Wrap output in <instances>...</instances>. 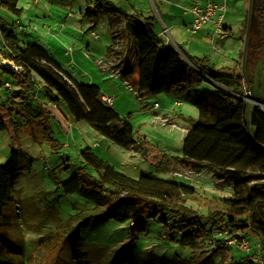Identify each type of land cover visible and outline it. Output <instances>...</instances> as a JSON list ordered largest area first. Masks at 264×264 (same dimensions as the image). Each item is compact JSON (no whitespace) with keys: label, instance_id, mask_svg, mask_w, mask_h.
<instances>
[{"label":"rangeland","instance_id":"rangeland-1","mask_svg":"<svg viewBox=\"0 0 264 264\" xmlns=\"http://www.w3.org/2000/svg\"><path fill=\"white\" fill-rule=\"evenodd\" d=\"M109 1L127 13L141 14L137 9L142 7L143 15L138 14L141 19L154 15L159 22L149 0ZM225 2L233 29L231 34L220 36L219 46L223 52L235 46L232 57L238 60L243 50V1ZM18 5L23 8L20 15L0 6V23L16 32L19 46L29 41L46 43L51 57L58 60L62 70L75 82L93 84L112 97L115 100L112 107L132 124L136 146L124 148L116 144L87 121L76 120L63 103L58 106L43 100V119L41 114L33 124L20 120L19 126H13L10 116H6V128L0 130V162L5 163L15 150L23 151L31 159V165L24 164L12 180L11 199L6 209L8 224L3 234L16 254V264L213 263L211 253L193 258L189 247L172 242L170 237L180 236L169 212L160 210L156 217L146 218L145 231L132 236L126 223L102 214L85 216L83 210L92 204L77 194L65 193L61 187V182L79 175L83 184L111 192L112 185L97 186L96 179L99 170L112 167L134 178L153 174L194 187L197 198L188 203L198 211L204 210V201L231 196L230 182L219 179L211 169L203 167L199 171L184 163L174 166L182 154V142L190 120L198 117V109L191 101L196 92L191 97L185 92L178 98L167 93L139 97L137 77L134 76L127 86L111 75L106 70L105 53L106 47L113 43L111 29L113 19L118 16L102 13L88 17L86 10L93 9L94 0H41L38 7L33 0H19ZM156 24L155 21V27ZM92 31L98 37L92 36ZM6 49L0 31V51ZM180 51L189 67L194 68L192 60L182 54V48ZM224 56L214 55L213 64L208 65L214 69L227 65L228 59ZM4 61L0 57V64L4 65ZM193 74L201 79L196 91L217 89L234 99L241 97L245 102L252 101L244 89L243 94L236 93L238 96L231 94L234 90L231 82L224 83L222 78L212 80L206 72ZM34 77L40 84V77L37 74ZM39 95L43 98L42 92ZM175 100L182 103L177 104ZM155 102L159 106H155ZM256 104L264 110V97ZM10 108L12 106L6 101H0V111L8 112ZM174 171L182 175H174ZM56 230L68 236L64 243L58 236L57 247L52 245L51 237L45 239ZM248 247L251 248L250 244ZM238 248L229 250L230 262L232 258L235 264H253L245 257L248 249ZM222 253L225 254L217 251L212 256L217 259Z\"/></svg>","mask_w":264,"mask_h":264},{"label":"trees","instance_id":"trees-1","mask_svg":"<svg viewBox=\"0 0 264 264\" xmlns=\"http://www.w3.org/2000/svg\"><path fill=\"white\" fill-rule=\"evenodd\" d=\"M18 1L0 0V6L20 15L22 8ZM102 13L118 16L111 29L113 43L108 47V61L129 86L136 75L139 97L178 89L185 90L189 97L196 92L191 101L199 115L190 120L178 159L191 163L197 170L211 169L217 177L230 182L233 192L231 196L204 201V210L198 211L188 203L197 198L194 187L153 174L134 178L112 167L99 170L96 179L97 186L112 185L111 192L83 184L79 175L61 182L63 191L77 194L92 204L83 210L85 216L102 214L126 223L132 236L145 231L146 218L156 217L160 210L169 212L180 236L170 237L172 242L189 247L193 258L211 253L213 263L200 264L236 263L234 258L230 262L229 250L239 248L226 246L225 237L246 238L251 248L245 257L253 264H264V110H256L257 124H250L249 130L245 101L217 89L196 91L201 79L193 72H206L215 81L222 78L243 94L240 79L215 72L205 62L207 58H198L197 68H190L178 50L165 44L155 31L153 17L141 19L136 13L115 8L109 0H94L93 9L86 10L90 18ZM0 31L7 48L0 51L4 53L1 58L22 67L16 72L0 64L3 101L12 106L8 112L0 111V130L6 128V116H10L13 126H19L20 120L33 124L41 114L42 120L45 110L42 104L46 100L58 106L63 103L76 120L87 121L116 144L124 148L136 146L132 124L103 102L99 87L75 82L38 43L29 41L20 47L16 32L6 24L0 23ZM34 74L40 77V84ZM40 92L43 99L38 96ZM24 164L29 167L31 159L19 150L12 151L5 163L0 162V264H16V254L3 233L8 224L6 209L11 199V183ZM58 236L62 243L68 238L56 230L45 239L51 237L52 245L57 247ZM217 251L225 254L215 259L212 255Z\"/></svg>","mask_w":264,"mask_h":264},{"label":"crops","instance_id":"crops-1","mask_svg":"<svg viewBox=\"0 0 264 264\" xmlns=\"http://www.w3.org/2000/svg\"><path fill=\"white\" fill-rule=\"evenodd\" d=\"M149 1L151 3H153L154 8L156 10V13L159 16V22H157L154 15L149 16V17L154 18V24H155V21L157 23L156 27L154 26L155 31L158 33V35H160L163 26H166L169 29V33L166 36L160 35L163 38L165 44H169V45L173 46L176 50L178 49L179 51L182 48V50H183L182 54L185 57H187L189 60H192L191 58L194 59L191 61V63H192L191 66H193V67L196 66V68H197V64H200L197 61L198 58H207V59H205V62H207V64L208 63L213 64L212 59H213L214 55L224 56L222 54H226V56H224V57L226 59H228L227 65H224V66L219 67L217 69H214V67H211V66H210V68L217 73L229 75V76L233 77L235 80L238 79L237 75H238V71H239V62H240L239 57L241 56L240 55L241 53L239 54L238 60H236V59H234V57H232L233 51H236L235 46L225 49L224 52L220 49V46H219V44H220L219 42L222 40L220 36L221 35L227 36V34L228 35L231 34L232 29H233V27H232L233 23H232V21L230 22L228 17H227L228 5L225 2V0H202V2L212 1V2H217V3L218 2L226 3L227 9L224 12L222 24L220 26L217 25V19H218L219 13H216L212 16V18L208 22H206L201 28H199L195 32H190L188 30V27L192 21V16L187 11H185V8L190 6V4L192 3L193 0H149ZM40 3H41V0H33V4L35 5V7H38L40 5ZM44 5H46V3H44ZM142 9H143L142 7H138V9H137L141 13V14H139V13L138 14L141 16L143 15V12H144ZM22 11H23V8H22ZM113 21H114L113 23L117 22V18L113 19ZM242 34H243V31L241 33V36H242ZM39 38H43V37H39ZM216 41H218V42H216ZM39 42L40 41H36V43H38L40 46H42L51 56V51L49 50V46L44 45L46 43L42 44L41 42L40 43ZM109 46L110 45H108L106 47V53H105V62L108 65L106 67V70L108 72H110L111 75H114V77L120 79L123 83H125V85L129 86L125 80H123L121 77H119L117 71L113 67L114 64L108 61V59H109L108 58V47ZM210 53H212V54H210ZM218 53H220V54H218ZM228 53H229V55H227ZM1 56H2V53H0V57ZM56 61L58 63V60H56ZM13 65H14V63H13ZM14 66L16 67L15 69L12 68L14 71L19 72L22 70V67L16 66V65H14ZM135 77H136V75H135ZM100 91H101V89H100ZM232 91L235 93L232 92L231 94H233L235 96H238L236 93H240V92H236L235 90H232ZM183 92H186V91L178 89V90H173L167 94L174 95L175 98H178V97L182 96ZM177 93H179V95ZM103 95L108 96L105 93H102V96ZM38 96L40 97V95H38ZM238 98H241V97H238ZM40 99H43V98L40 97ZM2 100H3V91H2V88H0V101H2ZM175 101L177 102V104L182 103L179 100H175ZM155 103H157V102H155ZM113 105H115V100L113 101L111 106H113ZM198 115H199V112H198ZM187 129H186V131H187ZM176 163H180V164L184 163L183 165H190L191 164V163L187 164V163L181 161V159L175 160L174 166L176 165ZM200 170L201 169H199V171Z\"/></svg>","mask_w":264,"mask_h":264},{"label":"flooded vegetation","instance_id":"flooded-vegetation-1","mask_svg":"<svg viewBox=\"0 0 264 264\" xmlns=\"http://www.w3.org/2000/svg\"><path fill=\"white\" fill-rule=\"evenodd\" d=\"M244 8L242 41L247 35V55L237 78L253 85L256 75L264 80V0H241Z\"/></svg>","mask_w":264,"mask_h":264},{"label":"built area","instance_id":"built-area-1","mask_svg":"<svg viewBox=\"0 0 264 264\" xmlns=\"http://www.w3.org/2000/svg\"><path fill=\"white\" fill-rule=\"evenodd\" d=\"M227 9L226 3H220V2H212V1H205L202 2V0H193L190 6L185 8V11H187L192 16L191 24L188 27V30L190 32H195L199 28H201L206 22H208L212 16L216 13L218 14L217 19V25L220 26L222 24V19L224 12ZM169 33V29L166 26H163L162 31L160 33L161 36H166ZM92 36L98 37V34H96L94 31L91 33ZM102 100L105 104L111 105L113 103V98L110 96H102ZM155 106H158L157 103H155ZM174 175L181 176L182 174L180 172L174 171ZM224 244L226 246L228 245H236L240 248L250 249L248 247V240L246 238L236 239V238H227L224 239ZM255 261H258V258H254Z\"/></svg>","mask_w":264,"mask_h":264},{"label":"water","instance_id":"water-1","mask_svg":"<svg viewBox=\"0 0 264 264\" xmlns=\"http://www.w3.org/2000/svg\"><path fill=\"white\" fill-rule=\"evenodd\" d=\"M246 55H247V35H245V38L243 40V50L240 58L241 67L245 64ZM258 77L259 76L256 75L253 85H249L246 78L243 81V88L246 91V94H248L247 95L248 98L252 100L251 103H249L250 102L249 100L245 102L246 122L249 130H250V124L252 125L257 124L255 117H256V110L259 108L257 107L256 102L262 100V98L264 97V80L262 77L261 78ZM250 104H252L251 107Z\"/></svg>","mask_w":264,"mask_h":264},{"label":"bare ground","instance_id":"bare-ground-1","mask_svg":"<svg viewBox=\"0 0 264 264\" xmlns=\"http://www.w3.org/2000/svg\"><path fill=\"white\" fill-rule=\"evenodd\" d=\"M4 63V65H6V66H11L12 68H16L14 65H13V62L11 61V60H8V59H6L5 60V62H3Z\"/></svg>","mask_w":264,"mask_h":264}]
</instances>
